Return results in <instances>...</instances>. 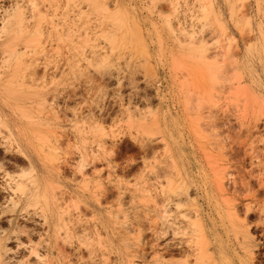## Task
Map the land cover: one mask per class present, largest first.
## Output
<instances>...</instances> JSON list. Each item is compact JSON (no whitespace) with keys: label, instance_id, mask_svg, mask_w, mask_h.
<instances>
[{"label":"rangeland","instance_id":"374dc122","mask_svg":"<svg viewBox=\"0 0 264 264\" xmlns=\"http://www.w3.org/2000/svg\"><path fill=\"white\" fill-rule=\"evenodd\" d=\"M0 121V264H264V0H0Z\"/></svg>","mask_w":264,"mask_h":264},{"label":"bare ground","instance_id":"6f19581e","mask_svg":"<svg viewBox=\"0 0 264 264\" xmlns=\"http://www.w3.org/2000/svg\"><path fill=\"white\" fill-rule=\"evenodd\" d=\"M203 5V4H202ZM100 9V8H99ZM101 10V9H100ZM201 10V9H200ZM206 11V10H205ZM200 12V11H199ZM197 18V17H196ZM198 19V18H197ZM212 19V18H211ZM210 21V20H209ZM19 23V22H18ZM19 27V26H18ZM5 29V28H4ZM192 31V30H191ZM192 35V34H191ZM188 38H189V36H188ZM198 38V37H197ZM199 39V38H198ZM195 42H196V40H195ZM197 42H199V41H197ZM208 42V41H207ZM195 44V43H194ZM205 44V43H204ZM203 44V45H204ZM207 44V43H206ZM190 45V44H189ZM215 45V44H214ZM230 47H231V45H230ZM212 48V47H211ZM198 50V49H197ZM207 50V48L205 49V51ZM15 52V51H14ZM17 52V51H16ZM15 52V53H16ZM19 52V51H18ZM217 52V51H216ZM216 52H214V53H216ZM220 52V51H219ZM221 52H223V51H221ZM201 53V52H200ZM203 53V52H202ZM212 53V52H211ZM209 54V55H213L214 53H212V54ZM208 54V53H207ZM221 54H223V53H221ZM201 55V54H200ZM12 56H15V54L13 55L12 54ZM208 56V55H207ZM220 56V55H219ZM202 56H200V58H201ZM205 56H203V58H204ZM208 57H210V56H208ZM214 57V56H213ZM225 57H227V56H225ZM8 58V57H7ZM6 57H5V59H7ZM13 58V57H12ZM21 58V57H20ZM19 58V59H20ZM199 58V57H198ZM207 58V57H206ZM215 58V57H214ZM219 59V58H218ZM7 60H10V59H7ZM205 60V59H204ZM5 61V60H4ZM207 61V60H206ZM54 114H56V113H54ZM1 122V121H0ZM83 133V132H82ZM229 137V136H228ZM227 137V138H228ZM20 140V139H19ZM47 142V141H46ZM38 147V146H37ZM40 147V146H39ZM100 147V149H102L101 148V146H99ZM106 147V146H105ZM41 149V148H40ZM48 149V148H47ZM44 150H46L45 148H44ZM105 150V149H104ZM93 151V150H92ZM106 151V150H105ZM109 151V150H108ZM54 152V151H53ZM113 152V151H112ZM51 153V152H50ZM93 154V153H92ZM110 154V153H109ZM86 157V156H85ZM99 158V157H98ZM47 159V158H46ZM92 162H93V160H92ZM108 163V162H107ZM80 164V163H79ZM84 164V163H83ZM87 164V163H86ZM81 168H82V166H80ZM163 168V167H162ZM164 170V169H163ZM162 170V171H163ZM84 171V170H83ZM161 171V172H162ZM167 172V171H166ZM95 173V172H94ZM163 173V172H162ZM175 173V172H174ZM93 174V173H92ZM164 174V173H163ZM159 176V175H158ZM161 177V176H160ZM172 178V177H171ZM170 179V178H169ZM169 181H171V180H169ZM172 182V181H171ZM145 183V182H144ZM222 184H224V183H222ZM234 185V184H233ZM225 186V185H224ZM31 188H33V190H31ZM157 188V187H156ZM170 191H172L171 189H170ZM30 192H31V194H30V199L31 200H35V204H38L37 202H38V188H37V183H36V180H32V184H31V187H30ZM174 192V191H173ZM157 194V193H156ZM31 195H32V197H31ZM100 196V195H99ZM158 196V195H157ZM187 196V195H186ZM166 196H164V198H165ZM182 199V198H181ZM190 199V198H189ZM186 200V198L184 199V201ZM40 201V200H39ZM186 201H188V200H186ZM180 203V202H179ZM181 203H182V201H181ZM183 203H185V202H183ZM34 204V203H33ZM157 205V204H156ZM160 205V204H159ZM40 209H41V212H42V207H40ZM44 211V210H43ZM160 211V210H159ZM162 213H164V210H163V212ZM170 213V212H169ZM168 213V214H169ZM42 214L44 215L45 213L44 212H42ZM160 214V213H159ZM164 215V214H163ZM166 216H167V214H166ZM165 216V217H166ZM182 216V215H181ZM163 217V216H162ZM168 217V216H167ZM166 218H164V220H165ZM166 221V220H165ZM164 221V222H165ZM46 222V221H45ZM167 222V221H166ZM194 222V221H193ZM192 222V223H193ZM195 223V222H194ZM167 224V223H166ZM173 225V224H172ZM167 228V227H166ZM182 228V227H181ZM194 228H197V227H194ZM173 229H174V226H173ZM187 229V228H186ZM197 229H199V228H197ZM167 230V229H166ZM170 230V229H169ZM158 232V231H157ZM157 234V233H156ZM58 235V234H57ZM199 237V236H198ZM197 238V237H196ZM200 239V238H199ZM198 239V240H199ZM201 239H202V237H201ZM169 240V239H168ZM167 240V241H168ZM172 240V239H171ZM190 241V240H189ZM198 242V241H197ZM201 242V241H200ZM199 242V243H200ZM157 243V242H156ZM176 245V244H175ZM200 246V245H199ZM169 247V246H168ZM173 248V247H172ZM201 248V247H200ZM203 248V247H202ZM168 249V248H167ZM171 249V248H170ZM184 249V248H183ZM199 250H201V249H199ZM170 251V250H169ZM178 251V250H177ZM188 251V250H187ZM166 252V251H165ZM36 253V252H35ZM168 253V252H167ZM170 253H172V252H170ZM177 253H179V252H177ZM181 253V252H180ZM173 254H175V253H173ZM172 254V255H173ZM176 255V254H175ZM181 255V254H180ZM199 255H201V254H199ZM171 256V255H170ZM198 257V258H197ZM196 258V262L197 263H199V262H201L202 260H201V258L199 257V256H196L195 257ZM43 259V258H42ZM40 260V259H39ZM175 261V260H174ZM41 262V261H40ZM189 262H190V259H189ZM189 262H188V260L186 261V260H183V261H179V262H175V264H189ZM174 263V262H173Z\"/></svg>","mask_w":264,"mask_h":264}]
</instances>
